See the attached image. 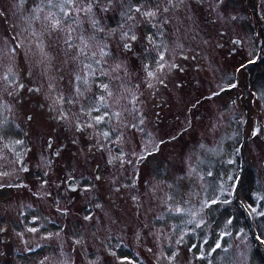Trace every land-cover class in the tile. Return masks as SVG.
<instances>
[{"label": "rangeland", "instance_id": "374dc122", "mask_svg": "<svg viewBox=\"0 0 264 264\" xmlns=\"http://www.w3.org/2000/svg\"><path fill=\"white\" fill-rule=\"evenodd\" d=\"M253 2L264 23V0ZM50 10L60 16L46 0H0V264H120L125 256L132 264H264V36L256 64L262 22L250 2L187 0L169 12L156 43L174 49L165 59L179 68L154 88L145 83L143 36L157 29L137 26L140 39L128 52L118 36L96 32L91 39L81 17L73 42L81 32L88 39L89 58L80 59L93 63L97 76L78 96V63L60 64L65 46L44 30ZM118 10L94 8L105 31L116 27ZM177 38L183 49H175ZM105 44L109 54L100 56ZM41 45L50 59H42ZM92 52L107 62V76ZM154 56L147 57L153 68ZM117 64L123 67L111 71ZM105 83L112 97L98 87ZM100 95L110 107L95 101ZM58 96L63 101L54 103ZM243 127L247 166L237 195L259 243L232 197ZM72 177L75 190L67 188Z\"/></svg>", "mask_w": 264, "mask_h": 264}, {"label": "snow or ice", "instance_id": "6c2138e0", "mask_svg": "<svg viewBox=\"0 0 264 264\" xmlns=\"http://www.w3.org/2000/svg\"><path fill=\"white\" fill-rule=\"evenodd\" d=\"M22 2L23 0H20V3ZM146 3L148 4V7H145ZM46 4L49 9H57L60 16L57 15V12H53L51 10L48 12L44 18L46 21L44 26L45 33L49 35L54 32L57 33L56 39L65 46L63 49L64 55L69 56L74 62H77L79 66V71L73 75L72 83L75 85L73 92L74 96L83 95L81 92V85L87 86L89 78L97 76V68L93 66V63H84V61L80 59V57H85L86 59L89 58L88 39H86L81 32L75 37V39L79 40L80 43L76 44L73 42V33L81 27L83 22L81 17L86 18L93 29V34L90 37L91 39H95L96 32L105 33V36L103 37L104 39L118 36V43L124 50L128 52L133 51V44L140 39L135 31L137 26L147 24L151 28L157 29L154 34L149 33L143 36V40L145 42V61L143 63V70L145 72L146 87L154 88L157 83L166 86L165 79L168 74V70L179 68L177 64L169 63L165 59L166 54H170L174 49L170 50L168 45L163 43V41L158 44L156 43V40L163 37L164 33L161 29L163 28V25H166L170 22L167 14L176 8L187 6V0H166V6L164 7H161L159 3L155 2V0H139V2L135 4L132 2V0H46ZM117 6H119L117 13L119 16V21L116 27L105 31V28L101 26V21L96 18L94 8L106 14L111 12ZM41 10L42 9L40 8L36 9L37 12ZM0 15H4V13L0 11ZM61 17L64 21H66V24L63 27L61 26ZM35 19H39V17L36 16ZM173 19H176V17L173 16ZM178 23L181 22L178 21ZM178 30L179 29H177V31ZM174 44L175 49H183V44L178 38L174 41ZM72 49H75V51H72ZM11 51L15 52L16 49L13 48ZM153 52L155 53V56L153 57L155 61V68H153L151 63L147 62V57L152 55ZM40 54L43 60L50 59L49 54L45 51L43 45L40 46ZM99 54L100 56H106L109 54L106 44L100 47ZM96 55L97 53L92 52L91 58L94 59L95 65L99 66V75L107 76L108 72L104 71V68L107 67V62L105 61L103 64H101V60L95 59ZM122 67V64H117L111 69V71H118ZM180 70L182 71V69ZM9 71H11V69ZM113 78L119 79L120 77L116 76ZM3 79L8 80V75L6 74ZM20 87H23V84H21ZM98 87L103 89V91L107 93L108 97H112L114 95L107 83L101 84ZM232 87H235V85H232ZM221 91H223V89H221ZM214 95H218V93H214ZM125 98L126 97L121 96L119 99ZM94 99L97 103L102 104L105 108L110 107L105 103L106 97L104 95H100L98 98ZM119 99H117L116 103H119ZM60 101H63V96H58L54 103ZM99 110L100 109L96 107L91 111L99 112ZM112 115L119 119L121 113L116 111L112 113ZM106 116H108V112H105L103 115H97L93 119L96 124H100L104 122ZM61 119H63V117H61ZM141 123H143L142 120ZM88 126L92 127L93 125L90 123ZM77 127L79 128V126ZM253 134L255 135V132ZM101 135L103 138H107L109 137L110 133L105 131L101 133ZM16 143L19 144L22 142L16 141ZM51 146V141H49V147ZM54 154L58 155L59 153L56 152ZM109 163H111V161H109ZM99 178L100 177L97 176V179ZM71 180L73 183H75L74 177H72ZM84 191H90V188H85ZM213 203H215V201H213ZM225 203H227V201H225ZM175 211L177 214H181L183 212V210L180 208H176ZM252 211H256V209H252ZM261 214L264 215V213ZM84 219L91 220L92 216H86ZM189 223H191V221H189ZM229 223H231V221H229ZM30 231L34 232L36 229L33 228L30 229ZM77 243H79V241H77ZM218 248H221V244L219 242H217L215 247L212 248V251L214 252ZM112 255L115 257V253H112ZM169 258L171 259V257ZM125 261H127V264H132L128 257L125 256L120 258V264H125Z\"/></svg>", "mask_w": 264, "mask_h": 264}, {"label": "water", "instance_id": "95a60500", "mask_svg": "<svg viewBox=\"0 0 264 264\" xmlns=\"http://www.w3.org/2000/svg\"><path fill=\"white\" fill-rule=\"evenodd\" d=\"M251 6L252 8L255 7V5L251 2ZM255 13H258L257 11H255ZM264 27L263 25L261 26V34H260V38H259V47L261 49V47L263 46V36H264ZM237 42L239 43L240 40L239 39H236ZM259 56H260V52L258 53V57L253 61L254 63L258 62L259 61ZM245 84V82H244ZM246 97H247V90H246ZM245 141H246V134H245V127H243V137H242V142H241V158H242V164H241V169H240V173L237 177V181H236V184L234 186V189L232 191V197L233 199L238 203V205L240 206L243 214H244V217L246 219V222L249 226V229H250V232L252 234V237L254 238L255 242L256 243H259V239L258 237L256 236L255 232H254V229H253V224H252V219H251V215L250 213L247 211V208L246 206L244 205V203L239 199L238 195H237V190H238V187L240 185V182L242 180V177H243V174L246 170V166H247V163H246V154H245V151H244V145H245ZM96 172V175L98 176V171L97 169L95 170ZM71 185V187H70ZM67 187L70 189V190H75L77 188V183H71L69 180L67 181ZM263 249V248H262ZM264 251V249H263Z\"/></svg>", "mask_w": 264, "mask_h": 264}, {"label": "trees", "instance_id": "16d2710c", "mask_svg": "<svg viewBox=\"0 0 264 264\" xmlns=\"http://www.w3.org/2000/svg\"><path fill=\"white\" fill-rule=\"evenodd\" d=\"M249 1V0H248ZM250 2V1H249ZM251 5V4H250ZM259 8V7H258ZM257 9V8H256ZM254 10V9H253ZM257 10H260L261 11V9L259 8V9H257ZM254 14H255V16H256V18H257V20L258 21H260V22H262V24H261V26L264 24L263 23V20H262V17H261V14H260V12H258V13H255V10H254ZM257 21V22H258ZM264 27V26H263ZM258 45H259V41H258ZM56 50H59V47H56L55 48ZM62 49V47H60V50ZM185 49H187L186 48V46H185V48H184V53L182 54V55H187L186 54V50ZM62 58H67L68 60H69V64H68V66L69 65H71V66H73V68L76 66V64H77V62H74L69 56H65L64 55V51L63 50H61V52L58 54V60H59V62H60V64H62V61H63V59ZM189 62H193L194 64L196 63V60H190ZM189 62H186V64H188ZM256 64H258V62H256ZM188 77H189V75H187ZM245 134H246V131H245Z\"/></svg>", "mask_w": 264, "mask_h": 264}, {"label": "flooded vegetation", "instance_id": "af4514ba", "mask_svg": "<svg viewBox=\"0 0 264 264\" xmlns=\"http://www.w3.org/2000/svg\"><path fill=\"white\" fill-rule=\"evenodd\" d=\"M259 50H260V48H259ZM259 53V52H258ZM260 54H261V52H260ZM63 123H64V121H63ZM77 134H78V132H77ZM49 141H51V144H53V139H49ZM100 147H102V145L100 146ZM59 150L58 149H53V155H54V157L56 156L54 153H56V152H58ZM96 169H97V171L99 170V167H98V165L96 166ZM95 169V170H96ZM95 176L97 177V175H96V172H95ZM98 176H99V174H98Z\"/></svg>", "mask_w": 264, "mask_h": 264}, {"label": "bare ground", "instance_id": "6f19581e", "mask_svg": "<svg viewBox=\"0 0 264 264\" xmlns=\"http://www.w3.org/2000/svg\"><path fill=\"white\" fill-rule=\"evenodd\" d=\"M250 1V4H251V2L254 4V2H253V0H249ZM255 5V4H254ZM253 9L255 10V11H257L258 12V10L256 9V6L255 7H253Z\"/></svg>", "mask_w": 264, "mask_h": 264}]
</instances>
